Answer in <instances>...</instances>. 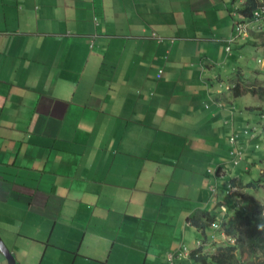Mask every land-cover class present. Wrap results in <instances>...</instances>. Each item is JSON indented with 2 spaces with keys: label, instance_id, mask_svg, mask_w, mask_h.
Here are the masks:
<instances>
[{
  "label": "crops",
  "instance_id": "obj_1",
  "mask_svg": "<svg viewBox=\"0 0 264 264\" xmlns=\"http://www.w3.org/2000/svg\"><path fill=\"white\" fill-rule=\"evenodd\" d=\"M243 3L0 0V238L15 264H169L264 204V94L232 92L264 86V31L230 41ZM207 215L219 228L192 221Z\"/></svg>",
  "mask_w": 264,
  "mask_h": 264
},
{
  "label": "trees",
  "instance_id": "obj_2",
  "mask_svg": "<svg viewBox=\"0 0 264 264\" xmlns=\"http://www.w3.org/2000/svg\"><path fill=\"white\" fill-rule=\"evenodd\" d=\"M264 0H244L240 14L244 17L243 21H251L253 12ZM241 84V83H240ZM235 84L232 89L234 96H239L244 92H254L250 88L245 89V83ZM242 224L240 227H224L223 233L234 242H224L223 245L212 243L213 251H205L204 248L195 249L191 252V258L196 264H249L253 258L261 257L256 264H264V206H257L251 215L241 216ZM198 228L205 230L211 226L215 218L207 215L201 221L194 218L192 220ZM248 256V260L243 259V255Z\"/></svg>",
  "mask_w": 264,
  "mask_h": 264
},
{
  "label": "built area",
  "instance_id": "obj_3",
  "mask_svg": "<svg viewBox=\"0 0 264 264\" xmlns=\"http://www.w3.org/2000/svg\"><path fill=\"white\" fill-rule=\"evenodd\" d=\"M264 2L258 7V9H256L253 13L252 16V20L251 21H243V20H236L233 23V27H234V34L233 37L230 39V41H234L236 39H240V38H244L245 36L248 35L249 31L251 28L257 29V30H262L264 29ZM227 50H230V46L227 47ZM262 60H259V62H261ZM161 73V71H160ZM160 76V74H159ZM263 118H264V114H263ZM245 132L247 133L248 130H245ZM254 136V135H253ZM236 138L237 135H232L230 137V143L234 144L236 143ZM241 155H242V151L241 150H237L235 151V157H236V162L237 159H241ZM232 189V187H231ZM213 226L215 228H217L219 226V224L217 222H215L213 224ZM202 246V243H199L196 247V249L200 248ZM188 253L186 250L184 251H180L179 253H171L169 254V264H174V258L177 257H182V256H187Z\"/></svg>",
  "mask_w": 264,
  "mask_h": 264
},
{
  "label": "rangeland",
  "instance_id": "obj_4",
  "mask_svg": "<svg viewBox=\"0 0 264 264\" xmlns=\"http://www.w3.org/2000/svg\"><path fill=\"white\" fill-rule=\"evenodd\" d=\"M263 68H264V66H263ZM254 87L252 88L253 90H256V91H258V92H260L261 94H264V86L262 87V86H260L259 84H254L253 85ZM263 186H264V184H263ZM263 191H264V189H263ZM261 202V203H260ZM260 202H258V205L259 206H264V204H263V201L261 200ZM260 203V204H259ZM248 215H251L250 213H248ZM224 240L223 241H221V242H219V243H217V244H219V245H223L224 244V242H227V241H230V242H234V240L233 239H229L225 234H224ZM243 259L244 260H248V256L246 255V254H244L243 255ZM261 260V257L259 256V257H256V258H253V260L252 261H250L249 262V264H256V263H258L259 261Z\"/></svg>",
  "mask_w": 264,
  "mask_h": 264
},
{
  "label": "water",
  "instance_id": "obj_5",
  "mask_svg": "<svg viewBox=\"0 0 264 264\" xmlns=\"http://www.w3.org/2000/svg\"><path fill=\"white\" fill-rule=\"evenodd\" d=\"M0 251L7 258L9 264H15V260L0 238Z\"/></svg>",
  "mask_w": 264,
  "mask_h": 264
},
{
  "label": "clouds",
  "instance_id": "obj_6",
  "mask_svg": "<svg viewBox=\"0 0 264 264\" xmlns=\"http://www.w3.org/2000/svg\"><path fill=\"white\" fill-rule=\"evenodd\" d=\"M263 2H264V1H261V4H262ZM261 4H260V5H261ZM260 5H259V6H260ZM257 9H258V8H257ZM253 13H254V12H253ZM263 23H264V21H263ZM251 29H254V28H251ZM255 30H257V29H255ZM257 31H261V32H262V31H264V29H262V30H257ZM259 60H261V59H259ZM259 60L257 61L258 63H260ZM214 223H215V222H214ZM214 223H213V224H214ZM213 227H214V226H213ZM214 228H215V227H214ZM217 228H219V227H217ZM215 229H216V228H215ZM200 248H203V243H202V246H201ZM198 249H199V248H198ZM186 257H187V258H188V257L191 258V253H190V254L188 253V255H187Z\"/></svg>",
  "mask_w": 264,
  "mask_h": 264
}]
</instances>
